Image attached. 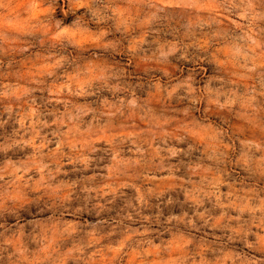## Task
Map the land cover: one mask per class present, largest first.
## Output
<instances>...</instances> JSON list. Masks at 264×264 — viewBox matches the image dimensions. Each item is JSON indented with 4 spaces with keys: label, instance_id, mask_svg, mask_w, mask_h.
<instances>
[{
    "label": "clouds",
    "instance_id": "clouds-1",
    "mask_svg": "<svg viewBox=\"0 0 264 264\" xmlns=\"http://www.w3.org/2000/svg\"><path fill=\"white\" fill-rule=\"evenodd\" d=\"M0 264H264V0H0Z\"/></svg>",
    "mask_w": 264,
    "mask_h": 264
}]
</instances>
